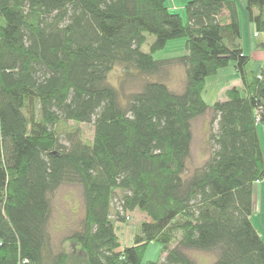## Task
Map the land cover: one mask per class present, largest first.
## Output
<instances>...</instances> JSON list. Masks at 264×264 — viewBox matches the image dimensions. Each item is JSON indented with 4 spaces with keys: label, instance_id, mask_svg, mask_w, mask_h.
<instances>
[{
    "label": "trees",
    "instance_id": "trees-1",
    "mask_svg": "<svg viewBox=\"0 0 264 264\" xmlns=\"http://www.w3.org/2000/svg\"><path fill=\"white\" fill-rule=\"evenodd\" d=\"M185 10L186 21L166 0H0V264H70L48 232L50 197L63 185L83 191L84 217L68 239L87 264H199L191 251L212 264H264L252 222L264 183V68L250 69L234 0ZM246 12L264 35V0H247ZM179 39L185 55L154 58ZM232 62L242 86L208 105L207 78ZM116 66L148 78L180 66L183 91L147 80L123 101L109 82ZM209 111L210 156L191 171L192 122ZM68 122L93 124V141L60 132ZM135 211L147 220L122 249L115 222ZM152 243L163 259L144 262Z\"/></svg>",
    "mask_w": 264,
    "mask_h": 264
},
{
    "label": "rangeland",
    "instance_id": "rangeland-1",
    "mask_svg": "<svg viewBox=\"0 0 264 264\" xmlns=\"http://www.w3.org/2000/svg\"><path fill=\"white\" fill-rule=\"evenodd\" d=\"M191 0H166V7L172 12L180 14L184 21H186V5ZM237 3L238 15L241 25L242 44L247 54L253 50L255 56L251 64V71L259 72L264 68V51L258 48L257 44L264 41V35L256 36L255 25L250 23L247 17L246 5L247 0H234ZM150 41L153 37H149ZM186 40L179 39L171 41L167 44L163 51L154 55L156 60L168 59L173 57L183 56L185 50ZM143 50L149 51L148 45H145ZM260 53V56H258ZM147 80H162L166 82L170 89L175 92H182L185 82V72L180 66H172L169 68L167 75L164 77H143L136 71L132 70L130 75L124 72V68L116 66L109 75V82L111 85L118 88L121 92L123 101L135 92H139L142 85ZM242 86L240 75L235 69V63L224 69H221L216 75L207 78L206 87L203 92V99L205 102L212 106L218 101H226V90L229 87ZM212 113L209 111L206 115L201 116L192 122L193 141L191 145V155L188 160V167L191 171L200 167L204 161L210 156V121ZM60 132L63 133H78L87 143H91L94 137L93 124H77L68 122L67 124L60 125ZM63 141H65V135ZM258 133L261 141L262 151L264 155V125L258 126ZM255 191V207L253 214V224L258 229L264 241V183L263 191L259 192L260 183L256 184ZM263 195V197H262ZM51 201V217L48 225V232L51 238V245L55 254L65 250L71 257L70 264H87L85 257L80 254L81 250L78 245H75L68 238L77 230L84 217L85 205L83 191L80 186L63 185L58 188L50 197ZM129 218L125 221L115 222L116 233L121 241L122 249L134 245L135 236L143 221L147 220L146 215L140 211L128 213ZM112 218L115 217V207L113 210ZM163 247L159 243H152L148 247L145 255L144 262H156L163 259ZM190 255L199 264H212V254L204 252L191 251Z\"/></svg>",
    "mask_w": 264,
    "mask_h": 264
},
{
    "label": "crops",
    "instance_id": "crops-1",
    "mask_svg": "<svg viewBox=\"0 0 264 264\" xmlns=\"http://www.w3.org/2000/svg\"><path fill=\"white\" fill-rule=\"evenodd\" d=\"M174 1H175V0H174ZM250 52H251V53L247 54L246 51H245V47H244V53H245L246 55H251V56L254 58L255 53H254L253 50L251 51V48H250ZM258 54H259L258 56H260L261 59H262L261 54H260V53H258ZM257 184H258V183H257ZM260 185H261V186H260L259 192H260V191H263V186H262L263 183H260ZM255 191H256V186H255V188H254V204L256 203V200H255ZM262 197H263V195H262ZM252 221H253V217H252Z\"/></svg>",
    "mask_w": 264,
    "mask_h": 264
}]
</instances>
